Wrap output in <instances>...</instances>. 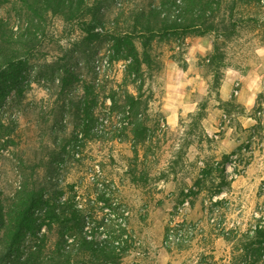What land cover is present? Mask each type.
I'll use <instances>...</instances> for the list:
<instances>
[{
  "label": "rangeland",
  "instance_id": "1",
  "mask_svg": "<svg viewBox=\"0 0 264 264\" xmlns=\"http://www.w3.org/2000/svg\"><path fill=\"white\" fill-rule=\"evenodd\" d=\"M154 1L87 0L106 28L122 9L128 12ZM8 9L10 5L0 6V17ZM244 17L236 37L225 40L226 58L219 66L210 64L214 46L224 42L215 34L189 35L181 48L174 43L155 46L156 64L145 89L153 96L151 113L164 134L150 148H138V167L148 173L147 184H132L135 177L128 172L135 156L128 140H90L78 160L73 149L77 121L74 110L65 106L69 95L65 99L54 85L39 81L38 69L30 66L25 72L30 86L20 97L13 93L0 111L4 124L14 127L10 136L0 130L2 197L14 195L23 171L36 169L37 182L49 184L54 204L70 198L75 187L86 230L117 233L127 222L140 249L131 251L125 264H230L233 248L222 238L223 230L247 231L264 209V8L253 5ZM85 37L76 24L50 16L38 62H56L67 54V66L89 77L91 52L96 48L104 53L107 41L88 42ZM110 75L121 78L118 68ZM78 88L74 82L70 91ZM55 157L64 162L54 172L49 165ZM101 162L106 164L102 176L92 168ZM92 177L98 181L95 188ZM102 184H113L119 192ZM218 188L225 191L215 195ZM44 213V208L36 212L34 227L22 233L5 264H21L35 245H44V257L54 249L58 230L48 231ZM35 232L45 240L40 243ZM4 241L11 243L12 238L0 227V245Z\"/></svg>",
  "mask_w": 264,
  "mask_h": 264
},
{
  "label": "trees",
  "instance_id": "2",
  "mask_svg": "<svg viewBox=\"0 0 264 264\" xmlns=\"http://www.w3.org/2000/svg\"><path fill=\"white\" fill-rule=\"evenodd\" d=\"M261 1L155 0L148 7L128 12L122 9L112 26L106 28L98 9L90 7L87 0H0V6L11 7L5 17H0V111L13 93L20 97L30 86L25 72L33 65L38 69L34 72L39 81L42 79L45 84L54 85L65 99L69 95L65 106L67 110H74L77 121L73 149L78 160L83 157L90 140L99 143L128 140L135 156V163L128 172L131 176L134 174L132 184H147L148 173L138 167V148L146 145L150 148L158 134H164L162 123L151 113L153 96L145 89L148 73L156 64L155 46L174 43L181 48L189 35L215 34L224 42L214 46L210 64L219 66L226 58L225 40L235 38L239 26L246 21L244 10L253 5L264 8ZM14 10L16 17H13ZM50 16H59L65 23L76 24L85 34V41H107L104 53L96 48L91 52L90 79L67 66V54L56 62L47 59L38 62L44 25ZM23 20L28 22L21 25ZM77 66L82 65L77 63ZM116 68L121 72L120 79L110 75ZM74 82L79 88L72 92L70 88ZM12 125H5L0 117V130L8 131L9 136L14 128ZM62 162V157H55L49 167L55 172ZM103 164L93 165L94 174H104L106 164ZM20 165L24 163L21 161ZM23 172L12 197L4 199L0 191V227L12 238L11 243L4 241L0 245V264H5L15 252L22 233L34 227L35 214L42 208L45 209L48 231L57 227V241L46 257L43 256L44 245H35L21 264H125L131 251H139L140 244L132 233H128L126 221L117 233L102 235L88 231L84 226L83 210L76 201L75 187L70 198L54 204L48 197L49 184L37 182L36 169L28 174ZM164 174L162 176L166 177ZM91 183L95 188L98 181L92 177ZM102 186L119 192L113 184ZM224 191L218 188L214 194ZM261 195L264 196V182ZM124 214L123 210L121 215ZM253 221L245 232L237 228L223 230L222 238L233 248L230 264H264V209L253 217ZM34 236L40 243L45 240V235L39 237L35 232Z\"/></svg>",
  "mask_w": 264,
  "mask_h": 264
},
{
  "label": "crops",
  "instance_id": "3",
  "mask_svg": "<svg viewBox=\"0 0 264 264\" xmlns=\"http://www.w3.org/2000/svg\"><path fill=\"white\" fill-rule=\"evenodd\" d=\"M247 119H248V118H247ZM249 120H251V119H249ZM249 120H248V121H249ZM248 121H247L246 124H248L249 126H251V124H253V123H249Z\"/></svg>",
  "mask_w": 264,
  "mask_h": 264
}]
</instances>
